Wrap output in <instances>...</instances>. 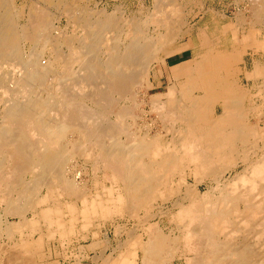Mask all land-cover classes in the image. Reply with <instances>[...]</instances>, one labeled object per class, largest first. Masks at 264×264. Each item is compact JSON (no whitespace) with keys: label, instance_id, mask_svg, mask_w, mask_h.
<instances>
[{"label":"bare ground","instance_id":"6f19581e","mask_svg":"<svg viewBox=\"0 0 264 264\" xmlns=\"http://www.w3.org/2000/svg\"><path fill=\"white\" fill-rule=\"evenodd\" d=\"M10 1L0 0V71L5 64L14 67L12 75L0 74V231L9 236L26 226L35 233L45 222L50 236H72L77 211L70 200L61 210L60 200L87 203L83 172L66 166L70 156L80 154L93 159L92 172L98 165L111 177L107 198L96 196L80 215L95 216L98 207L101 218L128 215L141 230L127 235V252L119 261L112 256L102 264H264V124L251 121L243 106L246 97L253 102L262 95L264 62L254 61V70L246 75L253 86L243 93L235 82L230 89L207 94L210 79L225 73L213 55L195 71L197 84L173 75L165 92L149 94L153 74H164L162 62L177 43L190 38L191 53L212 44L191 16L209 13L214 30L217 25L235 27L238 37L232 44L237 48L240 30L264 29V0H218L219 5L217 0H153L150 7L140 2L131 12L119 3L111 11L104 4L79 13L71 3L57 0L64 4L63 29L47 22L46 6L39 1L25 25L17 26ZM20 42L28 43L26 55ZM258 50L264 57V45ZM143 105L156 114L153 128L146 126L149 113ZM137 118L143 124L135 128ZM85 143L90 146L84 148ZM27 174L30 178L23 180ZM65 210L72 217L66 218ZM8 216L12 223L7 218L1 227L2 217ZM246 233L261 245L258 252L239 242ZM40 237L0 244L3 262L37 261L40 242L53 239ZM52 260L47 263L54 264Z\"/></svg>","mask_w":264,"mask_h":264},{"label":"rangeland","instance_id":"374dc122","mask_svg":"<svg viewBox=\"0 0 264 264\" xmlns=\"http://www.w3.org/2000/svg\"><path fill=\"white\" fill-rule=\"evenodd\" d=\"M10 1V0H9ZM23 1H25V3L23 2ZM37 1H39V2H41V3H43V4H45V6H46V11H47V13H46V20H47V22L49 23V24H51V26L53 27V28H59V29H63L64 28V26L66 25V20H65V17H63V12H64V4H63V1H65V2H67V4L68 3H71L72 5H70V4H68L69 5V7L70 8H72L73 9V11H75V12H81L83 9H84V7H86V8H103V7H108V10L109 11H111L112 9H113V7H115V6H117V5H119V3L120 4H123V5H125V8H127V11L128 12H131V11H136L137 9H138V7H139V3L140 2H144L145 4H146V6L147 7H150L151 6V3H153V0H82V2H81V0L79 1V0H63L62 2H60V1H57V0H53V1H51V2H47V1H44V0H11L10 1V3H11V7H12V9H14L13 10V12H15V15H16V24H17V26H20V27H22V26H24L25 25V20H26V18H27V16L30 14V12H33V10H34V7H32V5L35 3V2H37ZM70 1H72V2H70ZM99 1V2H98ZM19 2V3H18ZM97 2V3H96ZM105 2V3H104ZM123 2V3H122ZM137 2V3H136ZM21 3V4H20ZM206 3L208 4L209 3V0H206ZM217 5H219V2H218V0H217ZM14 4L16 5V4H18L17 6H14ZM27 4H30V5H27ZM95 4V5H94ZM104 4H105V6H104ZM114 4V5H113ZM25 5V6H24ZM62 5V6H61ZM89 5V6H88ZM101 5H102V7H101ZM28 6V7H27ZM60 6V7H59ZM29 7H31V8H29ZM17 8V9H16ZM26 8H29V9H26ZM74 8H75V10H74ZM110 8H112V9H110ZM136 9V10H135ZM24 10V11H23ZM29 11V12H28ZM54 11H55V13H54ZM28 12V13H27ZM24 13V15H22ZM26 13H27V15H26ZM226 13L228 14V15H230V13H231V11L228 9H226ZM18 14V15H17ZM49 14V15H48ZM61 14V15H60ZM51 15V16H50ZM24 16V17H23ZM26 16V17H25ZM194 16V15H193ZM193 16H191L190 17V22L192 23V24H194V23H198L199 25H205L206 23H208L209 25H210V27H212L213 25V23H212V16L208 13V14H206V15H197L194 19L192 18ZM19 17H21V18H19ZM23 18V19H22ZM19 20V21H18ZM24 20V21H23ZM22 22V23H21ZM72 27H69V28H67L66 30H67V32H68V34H67V36H69L70 35V29H71ZM150 30L152 31V26L150 27ZM55 38V40H54V42H55V44L57 45V47L59 48V49H61V51L64 49V47L62 46V44L60 43V39L58 38V37H54ZM57 38V39H56ZM185 41L186 40H183L182 42H180V43H177V47H182V44L183 45H186V43H185ZM57 42V43H56ZM42 43L43 42H41V48H42ZM22 44V45H21ZM28 43H26V42H20V51L23 53V54H25L26 55V51H27V48H28ZM22 46V47H21ZM40 47V46H39ZM176 47V48H177ZM175 49V48H174ZM23 50V51H22ZM170 52V51H169ZM251 49H248L247 50V53H246V55H245V57H244V63H245V65H244V63L242 62L241 63V66L240 67H242L243 68V70H244V68H245V66H246V68H247V70L246 71H249V70H251V67H252V61H253V59L254 58H256L258 61H263L264 62V60H262V58H264V57H262L261 55H262V53H258V55L257 54H255V55H253V54H251ZM194 55H196V54H194ZM261 56V57H260ZM191 57V50L190 49H188V50H185V51H183V52H181V53H179L178 55H176V56H172V57H170L169 59H168V63H169V65L170 66H172L173 68V70H172V73H174V72H177L178 70H180L181 69V67H182V65H183V63H181L182 61H185V60H187V59H189ZM260 57V58H259ZM174 65V66H173ZM57 66H59V65H55V70L58 72L60 69H59V67L57 68ZM13 70H14V67L13 66H11V65H9V64H5V66L3 67L2 66V69H1V71H0V74H3L4 76H10V75H12V74H10L11 72L12 73H14L13 72ZM171 72V71H170ZM9 73V74H8ZM2 75V78H4V76ZM157 77V74H156V72L153 74V78H156ZM261 80H263L262 82L264 83V79H261ZM261 80L259 81V84H261L262 82H261ZM5 81H7V80H5ZM0 82H2L1 80H0ZM166 82H167V79L165 78V76H160L159 78H158V80H157V83H160L161 84V87L160 88H156V89H151L150 91H149V94H151V95H153V94H156V93H163V92H165L166 91ZM240 83H241V85L243 86V87H246V88H251L252 87V85H253V82L251 81V80H247V79H245L243 76H241V78H240ZM1 90H0V95H1ZM257 92V93H256ZM258 92L259 91H253V93H256V94H258ZM261 92H262V95H261V97L263 96L264 97V87H262V90H261ZM252 93V94H253ZM248 96V95H247ZM260 96V95H259ZM253 97V102H252V97L251 96H249V97H246V99L244 100V104H243V106H244V108H246V109H248V110H250V112H251V114H250V120L251 121H253L254 123L256 122H259L258 124H260L259 126L260 127H263V124H264V121L263 120H261V119H263L264 118V98L262 99L261 97ZM261 103V104H260ZM89 104V103H88ZM257 106H256V105ZM90 105V104H89ZM2 107V102H1V104H0V110L2 109L1 108ZM142 108H144L148 113H149V115L147 116V122H146V126L147 127H152L153 128V126H156V125H158V123H155V121L154 120H156V114H155V112H153V111H149V109L151 110V108L149 107V105H143V107ZM253 108H254V110H253ZM152 113V114H151ZM254 113L256 114V116L254 115ZM153 114H155V115H153ZM258 114H262V115H259V119H258ZM151 116V117H150ZM154 117V118H153ZM252 117V118H251ZM263 117V118H262ZM154 119V120H153ZM255 119V120H254ZM138 120V121H137ZM137 120L135 119L134 121L136 122L135 123V125H133L135 128H137V127H140V126H142V124H143V122L142 123H140L139 124V122L140 121H142V119L139 121V118H137ZM262 122H261V121ZM133 121V122H134ZM153 121V122H152ZM138 122V123H137ZM152 124H151V123ZM150 123V124H149ZM153 123H155V125L153 124ZM134 124V123H133ZM133 127V128H134ZM260 142V141H259ZM261 143V142H260ZM88 144V145H87ZM90 146V144L89 143H85L84 144V148L86 147V148H88V147ZM73 155V154H72ZM78 155L80 156V157H78ZM83 157H86V155H83ZM80 154H77V155H73V157L72 156H70V159L72 158V159H74L75 161H76V163L74 162V160H68L67 161V163H66V166H67V169L68 170H73V171H77L78 170V172H80V173H82L83 172V174H82V179L85 181L84 182V184H85V187H84V190H85V188L87 189V191L85 190V192L83 193V198H87V203H85V204H83V202H81L82 201V199H77V198H65V200L64 199H61L60 200V202H62V203H60V207H61V210H62V208H64V207H62V205H64L65 206V203L66 202H69V200H70V202L69 203H71L72 202V205H73V207H75L76 208V213H75V215H73V216H76L77 218H76V222H75V227H74V232H73V235L72 236H70V237H68V238H66L67 239V241H66V239H60V240H58V238L56 239L55 237H52V236H50V234H49V232L48 231H50V226H49V228H48V224L47 223H45V222H40V224L38 225L39 226V230L41 231H39V234L37 233V232H33L30 228V230L26 227V226H22L24 229H21V230H23V231H18L17 233H16V231H14L12 234H10V235H13V236H10V238H9V236L4 232L3 233V231H0V232H2V234H1V238H0V244L3 246V245H5V247H7L8 245L10 246V245H12V243H15V240H16V243H18L21 239H23V236L25 237V238H32L33 240L34 239H36V237L37 238H41L40 237V235H42V237H44V238H42L43 240H46V239H50V238H53L51 241L50 240H47V241H44L45 242V244H43L42 242H40L41 243V246L40 247H42L43 248V250H40V252L41 253H43L44 254V256L46 257H44L43 256V254H37V257L35 256L34 257V259L35 258H41V256H42V258H41V260L42 261H40L39 259V261L37 260L36 261V259L35 260H33V263L34 264H37V263H39L40 264V262H41V264H48V263H50L49 262V260L51 261L52 259L54 260H52L53 261V263L54 264H63V263H65V264H72L73 262L75 263V264H102L105 260H107L106 258H110L111 259V257L112 258H114V259H116L117 261H119L121 258H120V256H122V254L124 255L126 252H127V250H126V248H127V246H128V244H126L127 242H124V240L126 239V237H127V235L128 234H132L133 232L134 233H136V232H140L141 230H140V227H139V225H138V222L134 219V218H131L130 216H128V215H124V217H123V215H109V217H108V214L107 215H103V216H105V217H102L101 218V216L100 215H102V214H100L101 213V211H100V209L97 207V208H95L96 210H94V211H96L97 212V214L95 215V216H93V215H89V217L88 216H86L85 218H88V219H84L81 215H80V209H82V208H84V206H86V207H88V206H90L89 204H90V202H92L93 200H95V197L96 196H98V197H101V198H103L104 200L107 198V195H108V186H110L111 185V177H110V175H109V173H108V171L106 170V169H101L100 168V166H98L97 165V167H99V168H97L96 167V171L94 172V174H93V172H92V166L94 165V162H92L91 163V161L93 160L92 158H90L89 157V161H87L88 159H84ZM88 157V156H87ZM86 157V158H87ZM84 159V160H83ZM92 159V160H91ZM80 162H81V166H79L80 165ZM83 162V163H82ZM91 163V164H90ZM76 164V165H75ZM87 164V165H86ZM93 164V165H92ZM73 165V166H72ZM76 167H75V166ZM92 165V166H91ZM82 167L83 166V168L81 169V168H79V167ZM72 169H71V168ZM79 169H78V168ZM92 167V168H91ZM77 168V169H76ZM91 168V169H90ZM81 169V170H80ZM93 169H95V168H93ZM97 169H98V171H97ZM91 170V171H90ZM90 173H92L93 174V176L91 175L90 176ZM101 173V174H100ZM86 174V175H85ZM71 175V174H70ZM85 175V176H84ZM21 178L23 179V180H28L29 178H30V175L29 174H27V175H22L21 176ZM87 179V180H86ZM91 179V180H90ZM90 181V182H89ZM91 185H90V184ZM109 183H110V185H109ZM88 185H89V187H88ZM94 189H95V191H94ZM99 190H104L103 192H100ZM94 191V192H93ZM42 193L44 194V190L42 191ZM107 194V195H106ZM88 196V197H87ZM77 200V201H74V200ZM76 202V203H75ZM58 204V203H57ZM77 204V205H76ZM76 206H78V207H76ZM106 207V206H105ZM90 209H92V207L90 208ZM1 207H0V212H1ZM67 210V209H66ZM65 210V217L66 218H69V217H72V216H68V214L66 213L67 211ZM100 212V213H99ZM77 213H79V216H77L78 214ZM141 214H143V212H141ZM5 216V215H4ZM27 219H31L32 217V215H31V213L29 212V213H27ZM96 216H97V218H96ZM98 216H100V219L102 220V222H103V225H101V220L100 219H98L99 217ZM31 217V218H30ZM81 217L84 219V220H88V221H90V219L92 220V219H94V220H96V221H94V220H92L93 222H89V223H87L88 221H85L84 222V220L82 219L81 220ZM94 217V218H93ZM111 217V218H110ZM7 218H9L10 219V223H12V218L13 217H10V216H8V217H2V219H1V227H3L4 225H5V221L7 220ZM6 219V220H5ZM81 221H80V220ZM5 220V221H4ZM79 220V221H78ZM98 220V221H97ZM108 220V221H107ZM83 221V222H82ZM107 221V222H106ZM111 221V222H110ZM128 221V222H127ZM4 222V223H3ZM7 223V222H6ZM83 223H85V225L83 224ZM88 225H87V224ZM94 223V224H93ZM79 224V225H78ZM80 224H82V226L80 225ZM100 225V226H98V225ZM105 224V225H104ZM94 225V226H93ZM98 227H97V226ZM89 226V227H88ZM105 226V227H104ZM84 229H83V228ZM85 227H87V228H85ZM77 228V229H76ZM97 228V229H96ZM99 228V229H98ZM130 228V229H129ZM132 228V229H131ZM47 229H49L48 231H47ZM83 231H82V230ZM97 232H96V231ZM107 230V231H106ZM45 231H47L48 233H46ZM77 231V232H76ZM80 232V235H79V232ZM94 231H95V235H97L96 237H95V235H94ZM25 232H27V233H25ZM31 232H33L32 234H31ZM24 233V234H23ZM30 233V234H29ZM41 233V234H40ZM92 233V234H91ZM241 234H242V232H240ZM239 233V234H240ZM6 234V235H5ZM20 234V236H18ZM25 234L27 235V236H25ZM45 234V235H44ZM99 234V235H98ZM121 234V235H120ZM243 234H244V232H243ZM21 235H22V237H21ZM32 235V236H31ZM39 235V236H38ZM81 235L84 237V238H82L81 237ZM85 235H87V237H85ZM247 235V237L248 236H250L248 233H246L243 237L245 238V236ZM47 236V238L45 239V237ZM73 236H75V237H73ZM115 236V237H114ZM240 236H242V235H239V242H240V239L242 240L241 242H243L244 244H249L250 245V247L252 246L253 248H254V246H255V250L253 249V252L254 251H256V252H258L257 250H258V248L260 249V246L261 245H258L259 243L258 242H260V241H258L257 243V245H256V243H255V241H257V240H255V239H251L252 237L253 238H255L254 237V235L253 234H251V237H246L248 240H244L243 241V237L242 238H240ZM12 237V238H11ZM14 237V238H13ZM19 237V238H18ZM81 237V238H80ZM121 237V238H120ZM125 237V238H124ZM7 238H9V240L7 239ZM16 238V239H15ZM24 238V239H25ZM71 238V239H70ZM88 238V239H87ZM100 238V239H99ZM19 241H18V240ZM94 239V240H93ZM64 240V241H63ZM261 240V239H260ZM2 241V242H1ZM6 241V242H5ZM10 241V242H9ZM42 241V240H41ZM92 241H94V242H92ZM96 241V242H95ZM248 241V242H247ZM52 242V243H51ZM55 242V243H54ZM58 242H59V244H58ZM60 242H62V246H63V249L61 248L62 246H60L59 247V245H60ZM69 242V243H68ZM78 242V243H77ZM91 242V243H90ZM245 242H247V243H245ZM3 243V244H2ZM83 243V244H82ZM94 243V244H93ZM126 244L125 246H124V244ZM66 244V245H65ZM74 244V245H73ZM101 244H103V245H101ZM121 245V247H120V250L119 251H115V248H116V246H118V245ZM253 244H255V245H253ZM43 245V246H42ZM47 245V246H46ZM51 245H52V247H51ZM54 245V246H53ZM66 246V247H65ZM47 247V248H46ZM102 247H104V248H102ZM258 247V248H257ZM41 248V249H42ZM102 248V249H101ZM257 248V249H256ZM78 249V250H77ZM100 249V250H99ZM46 250V251H45ZM55 250V251H54ZM98 250V251H97ZM252 250V249H251ZM43 251V252H42ZM101 251V252H100ZM121 251V252H120ZM56 252V253H55ZM94 252H96L95 254H94ZM100 254H99V253ZM255 253V252H254ZM55 254V255H54ZM77 254H79V255H77ZM120 254V255H119ZM41 255V256H40ZM47 255V256H46ZM59 255H61V256H59ZM58 256V257H57ZM56 257V258H55ZM2 258H4V257H2V255H0V264H5L4 262H3V259ZM102 258V259H101ZM57 259V260H56ZM96 259V260H95ZM93 260H95V262L93 261ZM62 261H64V262H62ZM65 261H67V262H65ZM3 262V263H2ZM48 262V263H47ZM58 262V263H57ZM30 263V262H29ZM32 262L30 263V264H33ZM7 264V263H6ZM25 264V263H24ZM26 264H28L27 262H26ZM174 264H179V262L178 261H175V263Z\"/></svg>","mask_w":264,"mask_h":264},{"label":"crops","instance_id":"0c3cea01","mask_svg":"<svg viewBox=\"0 0 264 264\" xmlns=\"http://www.w3.org/2000/svg\"><path fill=\"white\" fill-rule=\"evenodd\" d=\"M212 23H213V20H212ZM203 27L207 35H209L210 38H213V40L211 39L212 44L209 45V47H206L200 51L191 53V57L189 59L181 62L183 63L181 69L178 70L177 72H174L173 74H172L173 67L169 65L168 60H164L162 62L163 67H164V74L162 76H165V78L167 79L166 85L171 83L173 75H176L182 81H188L191 86L197 84L198 77L195 71L202 70L204 68V62L206 58L214 55L216 57V62H217L216 65L219 68L224 67L223 70L226 74L224 73L222 76L218 78L210 79L208 83L209 86L206 91L207 94H215L225 89H230L234 87L235 82L237 85V91H239V93L248 91L249 88L243 87L241 85L240 78L241 76H243L245 79L251 80L247 78L246 75L247 73L252 72L254 70V61L256 60V58H254L252 61L253 63H252L251 70L246 71L247 70L246 66L243 70V68L240 66L242 62L243 63L245 62L244 57L248 49H251L252 51L251 54L253 55L255 54L258 55V53H261V51H259L258 48H262L264 45V44H261L264 42L263 41L264 40V29H260L258 27H248L244 31H241L239 29L240 30L239 31V47L233 48L234 47L232 44L233 39L238 37V31L235 27H233V29H230L227 26V24L224 26L217 25L214 30V26L210 27L208 23L203 25ZM185 43L186 45L182 44V47L179 46L171 50L168 53L169 58L172 56H176L185 50L191 49V46H192L191 39L189 38L188 40L185 41ZM159 77L160 75L157 74V77L152 79V82H151L153 83L152 89L161 87V84L157 83V80ZM251 81L253 82V80Z\"/></svg>","mask_w":264,"mask_h":264}]
</instances>
